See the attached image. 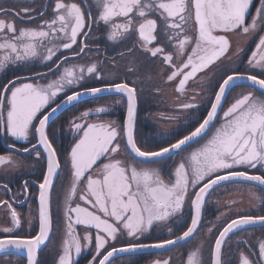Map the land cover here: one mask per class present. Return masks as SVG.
<instances>
[{"label": "snow or ice", "instance_id": "obj_1", "mask_svg": "<svg viewBox=\"0 0 264 264\" xmlns=\"http://www.w3.org/2000/svg\"><path fill=\"white\" fill-rule=\"evenodd\" d=\"M252 7L253 0H51L40 11L0 7V17L12 16L0 18V73L9 66L40 63L47 67V72L30 71L0 84V136L12 141L7 143L9 151L0 154V172L24 165L16 152L34 154L35 160L46 163L42 180L33 182L38 185L34 235L31 219L27 235L16 231L22 227V216L13 206L18 196L9 183H0V191L11 194V200L0 199L11 222V226H0V253L23 252L26 264H40L39 251L52 242L53 191L59 179L56 195L59 200L63 194V239L55 264H77L81 253L92 251L93 245L87 264H112L118 253L170 249L202 231L204 238L180 254V264H264V238L253 244L249 231L264 228V0H258L254 12ZM49 8L51 16L46 19ZM101 24L107 41L114 47L124 46L117 54V58L129 57L124 74L116 68V58L111 61L114 71L107 74L99 56L90 63L72 62L92 51L88 37L93 25ZM231 34L245 41L259 38L244 71L226 70L216 78L215 67L232 50ZM241 52L238 46L235 54ZM156 59L162 65L158 75L173 88L172 106L193 119L185 117L186 134L149 149L139 143L135 132L143 91L137 83L143 80L136 77L129 82L128 75ZM147 78L153 79L152 75ZM88 79L100 85L85 86ZM237 81L249 90L237 92L229 101ZM153 91L160 94L162 86H154ZM101 93L119 94L115 104L126 98L125 115L122 120L103 119L109 105L73 116L68 126L75 142L65 157L66 177L62 178L55 139L47 131L49 122L66 105ZM198 101L209 105L202 118L195 114ZM92 116L96 119L91 120ZM19 141L27 146L17 148ZM29 183L24 179L21 184L26 200ZM225 184L247 185L249 209L233 213L231 205L236 202L232 201L228 212L218 214L216 223L205 227L203 209L208 197ZM81 186L84 190L79 192ZM57 207L59 211L61 206ZM227 215L234 218L221 224ZM173 221L183 228L179 235H173ZM157 227L167 230V238L142 242ZM124 237L126 241L115 246ZM151 264L173 262L169 257Z\"/></svg>", "mask_w": 264, "mask_h": 264}, {"label": "flooded vegetation", "instance_id": "obj_2", "mask_svg": "<svg viewBox=\"0 0 264 264\" xmlns=\"http://www.w3.org/2000/svg\"><path fill=\"white\" fill-rule=\"evenodd\" d=\"M51 2V0H0V7L19 10L24 7L36 9L40 11L45 3ZM79 2V0H77ZM91 2V0H89ZM258 4V0H253V7L250 12L255 11V5ZM94 11V9H93ZM51 16V8L48 9V14L45 18ZM3 19H11V14L9 16L0 17ZM249 20L251 16L248 17ZM17 27L21 26V21L17 19ZM36 24L40 21L36 20ZM231 38V52L227 55L231 59L225 57L221 62L215 67L216 78L222 75L226 70L236 69L239 71H244L246 68L247 57L251 54V51L255 47V43L258 40V35L252 37V39L245 41L243 37H238L235 34L230 35ZM131 43L130 41L128 42ZM88 45L92 49L91 52L84 53L79 59H74V63H90L96 60L99 56L103 63L100 65L102 71L107 74L114 71L113 65L111 63L112 59L116 58V68L119 69L121 74H124L129 67L127 61L129 57L125 56L123 58H117V54L123 50V45L114 47L112 42L106 39V29L103 24L92 27V35L88 37ZM241 47L243 52L236 55L237 47ZM97 49L99 50L97 52ZM78 50V49H77ZM63 55H70L69 52L62 53ZM143 59V57L138 52L136 54ZM161 61L156 59L154 62H145L141 67L139 72H133L128 75L129 82L140 77L143 83L138 82L137 87L142 88L143 91L140 93V99L138 102L137 109V119L135 125L136 136L141 145L147 146L149 149H155L164 139H172L180 135L186 134L187 125L185 117L188 121L193 119V116L179 112L172 106V101L174 97L173 88L164 84L163 80L158 75ZM166 67V66H165ZM31 72H47V67L40 63H33L27 67H13L9 66L4 72L0 73V84L6 83L7 80L13 79L15 76L29 75ZM152 75L153 79L149 80L147 77ZM238 86L232 89L228 99L231 101L232 96L240 91H248V87L244 82H237ZM99 81H94L88 79L85 82V86H99ZM154 86H162V92L156 94L153 91ZM120 99L119 94H103L98 97H87L82 99L79 103L74 106H68L62 112H60L55 118L49 122V127L47 129L50 137L55 139V147L59 154V159L61 161L62 170L61 177H66L65 168L67 166V161L65 157L67 152L70 150L71 145L75 142L73 134L69 129L68 121L72 119L73 116L79 115L80 112L87 108H95L98 106H111L109 112L102 115L103 119H117L122 120L126 112V98L121 104H115L114 100ZM200 108L195 110L196 116L202 118L206 114V108L209 106L205 101H198ZM227 104H225V107ZM166 113L169 115H175L179 117L175 120H168L162 118L159 114ZM91 120H95L96 117H90ZM194 126V125H192ZM12 142L11 138H6L0 136V154L9 151L7 148V143ZM35 143V140H31ZM17 148L27 146V142L19 141L16 142ZM42 151V149H41ZM17 158L23 160L24 165L18 170H13L8 173L0 172V183H9V187L13 193H16L18 200L13 202V206L16 208L17 212L22 216V227L16 231L21 235H27L29 232L28 220H32V230L31 234H35L38 231V201L36 197L38 196V185L33 183L34 181L42 180V171L46 168L45 161H37L34 159V154H27L23 152L15 153ZM183 155V153H181ZM179 159V156L175 157ZM103 162V161H101ZM253 174L255 170H252ZM24 179L29 180V192L27 200L22 193V181ZM69 181L67 178L64 179L65 187H67ZM228 184L222 185L224 187ZM61 181L58 179L56 182V188L53 191V204H52V214H53V230H52V242L46 243L42 246L38 253V259L40 264H55L57 254L63 239V223L62 221V199L63 194L61 193L60 199H57L56 193L60 192ZM247 188V185H243ZM221 187L217 188L209 197L203 209L204 221L207 216L214 214L213 208L216 201V194ZM83 186L78 190L82 192ZM257 191H262L257 189ZM0 199H10L9 196H5L3 191H0ZM249 199V197H248ZM21 201H24L21 203ZM58 205H60V210L58 211ZM253 211H255L253 209ZM31 213V216H29ZM234 218V217H232ZM231 219V218H230ZM59 225V227H57ZM0 226H11L10 216L7 209L0 207ZM173 227V235H179L183 228L177 226V222L173 221L170 225ZM81 235L83 234V229H79ZM94 231V230H93ZM252 235L250 236L251 241L259 236V238H264V228L256 227L249 230ZM168 233L166 229H161L159 227L150 231L142 239L144 243L155 242L158 239L167 238ZM126 237L121 238L119 241L115 242V246L119 247L122 243L126 241ZM256 243V242H255ZM253 242V244H255ZM183 245L177 246L170 250L150 252V253H129L115 256L112 259V264H126L125 259L128 260V264H151V261L159 259L160 260L168 258V253L172 250L183 251ZM94 251V245L92 251L85 250L81 253L80 257L77 258V264H87L88 260L91 258L92 252ZM148 262V263H146ZM0 264H26V253L20 252H9L7 254H0Z\"/></svg>", "mask_w": 264, "mask_h": 264}, {"label": "rangeland", "instance_id": "obj_3", "mask_svg": "<svg viewBox=\"0 0 264 264\" xmlns=\"http://www.w3.org/2000/svg\"><path fill=\"white\" fill-rule=\"evenodd\" d=\"M47 18H50V17H47ZM238 189H242V190H238ZM216 194L218 195H216V201L214 205L215 208H213L215 213L205 218V221H204L205 227L210 226V222L216 223V216L218 214L223 213V212H228L229 207H230V202L232 201L236 202L234 205H231V212L233 213L236 212L238 209H243L245 211L249 209V199H248V194H247V188L243 185L228 184L224 187H221V189ZM232 217L233 216L231 215H227L223 217L220 223L222 224L225 220L230 219ZM201 238H204L203 231L200 234L196 235L194 239H192L188 243H185L182 249L183 251H180V250L170 251L168 253V258L170 257L172 259L173 264H180V261H181L180 254L182 252H185L187 249L195 246ZM232 239L234 240L235 237H232ZM258 239H259V236H256V238L253 239V242L255 243ZM210 243L211 241L208 240L207 243L205 244V257H207V248ZM158 258L161 259L162 257L160 256ZM237 259H238V254H237ZM124 263L128 264V260L125 259Z\"/></svg>", "mask_w": 264, "mask_h": 264}, {"label": "water", "instance_id": "obj_4", "mask_svg": "<svg viewBox=\"0 0 264 264\" xmlns=\"http://www.w3.org/2000/svg\"><path fill=\"white\" fill-rule=\"evenodd\" d=\"M237 82H240V81H237ZM236 82V83H237ZM103 94H108V93H101L100 95H103ZM85 98H87V96H85V97H81V100L82 99H85ZM68 106L66 105L64 108H62L60 111H58L53 117H52V119L53 118H55L60 112H62L65 108H67ZM51 119V120H52ZM50 120V121H51ZM182 244H184V243H182ZM181 244V245H182ZM178 246V245H177ZM174 247H176V246H173V247H171V248H174ZM170 248V249H171ZM162 250H168L167 248L166 249H146V250H140V251H138V252H136V253H148V252H158V251H162ZM0 254H3V253H0ZM122 254H128V253H118V254H116V256H118V255H122Z\"/></svg>", "mask_w": 264, "mask_h": 264}]
</instances>
